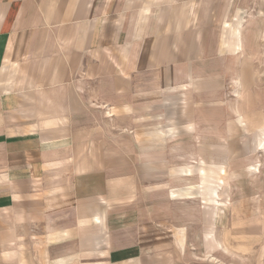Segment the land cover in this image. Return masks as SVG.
I'll return each mask as SVG.
<instances>
[{
	"label": "crops",
	"instance_id": "1",
	"mask_svg": "<svg viewBox=\"0 0 264 264\" xmlns=\"http://www.w3.org/2000/svg\"><path fill=\"white\" fill-rule=\"evenodd\" d=\"M230 1L0 0V264H185L162 149L248 68Z\"/></svg>",
	"mask_w": 264,
	"mask_h": 264
},
{
	"label": "rangeland",
	"instance_id": "2",
	"mask_svg": "<svg viewBox=\"0 0 264 264\" xmlns=\"http://www.w3.org/2000/svg\"><path fill=\"white\" fill-rule=\"evenodd\" d=\"M236 28L243 44L237 59L248 68L240 69L241 77L210 84L220 94L209 101V122L201 123L204 115L194 108L196 128L176 138V149H162L163 156L188 153L194 162L188 194L161 200L172 202L170 219L185 264H264V0H231L220 30L227 47L234 46ZM189 140L191 148L181 146ZM153 185L144 186L149 197ZM177 185L180 190L185 181Z\"/></svg>",
	"mask_w": 264,
	"mask_h": 264
}]
</instances>
